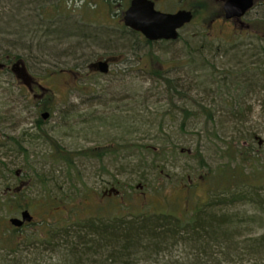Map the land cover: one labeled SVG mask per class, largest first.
I'll return each instance as SVG.
<instances>
[{
	"label": "rangeland",
	"instance_id": "374dc122",
	"mask_svg": "<svg viewBox=\"0 0 264 264\" xmlns=\"http://www.w3.org/2000/svg\"><path fill=\"white\" fill-rule=\"evenodd\" d=\"M130 1L0 0V264H264V0L243 32L221 0H158L197 14L178 40L152 44L124 25ZM64 22L88 36H54ZM16 56L45 88L47 120L11 70ZM112 56L109 73L89 68ZM113 186L121 197L104 199ZM75 203L79 218L106 222L172 215L179 234L121 258L72 255ZM25 209L34 222L14 228ZM200 209L215 239L191 236Z\"/></svg>",
	"mask_w": 264,
	"mask_h": 264
},
{
	"label": "trees",
	"instance_id": "16d2710c",
	"mask_svg": "<svg viewBox=\"0 0 264 264\" xmlns=\"http://www.w3.org/2000/svg\"><path fill=\"white\" fill-rule=\"evenodd\" d=\"M206 4H207L206 1H198L196 7L205 6ZM193 10L194 11L196 10L195 4ZM196 14H197V10L195 11V15ZM215 17H212L211 21ZM17 26L18 28L21 29L24 28V25H20V23H18ZM29 27H31L32 30H29L27 33H31L32 31H35L33 33L35 35L34 38L36 39L38 38L40 40L43 34L41 33L42 29H40L39 24H38L39 27L38 30H35V28L37 27L35 22H30L27 28ZM55 31L57 32V35L54 36L63 39L68 38L72 34H77L78 37H80L81 35L84 36L85 32H87V30L82 28V26L80 27L78 25L68 24L67 22H64L61 25L57 26ZM15 33H17V31H14V34ZM146 42L148 44L153 43L150 41H146ZM40 44L42 45V43ZM16 57L17 60L21 59L20 56H16ZM168 82L171 83L170 81ZM36 105L39 106V108H41L42 110H49V108L46 106L45 101H42V103H37ZM203 112L208 115L210 120L212 119V114L210 112L208 111L206 112L205 110H203ZM190 115L191 113H188L186 111V117H189ZM40 122L41 120H38V123ZM217 194L220 195L219 193ZM229 201L232 202L235 200H229ZM221 202L222 200L218 201L216 199L215 202L211 204L216 205V204H220ZM75 204L76 205L71 208L75 210V213L71 211L70 213L71 216L68 219V221L71 223V226H74L77 229V238L79 239L78 242L71 243L70 247L72 249V255L82 254L83 252L80 251L82 250L80 248L84 246L85 248L83 249H88V251H90L88 252V255H93L94 253L100 255L101 254L100 252L102 251H106V253H110L113 251L116 255H119L121 258L122 256L127 255L131 250H137L139 245L142 244V242H144L145 244L148 241L152 242V240L165 241L166 239L174 238L177 234H179L178 231L179 223L174 220L175 217H173L172 215H159V216L148 215V216L135 218L134 220L127 222H124V220L116 222L110 219V221L106 222L103 221L102 218L98 216L88 217L87 219L79 218V216L76 215V212L79 208L78 206L79 203L78 204L75 203ZM201 210L202 209L196 212V215L193 219V223H195V225L198 226L193 228L195 232H192L191 236H196V238H198V240L196 239V241L199 242H202L204 238L213 237L215 239L216 237H218V233L212 228L213 226L212 218L214 217V214H212L211 216H208L206 214L202 215L204 210L203 211ZM72 216L75 218H73ZM59 229L60 230L64 229L65 232L69 231L68 227L66 226L59 227ZM57 232H58L57 229L55 230V228L52 229L49 228L47 230V236H44L41 242L52 244L53 240L56 238L55 235L59 234ZM65 236H67V234H65ZM81 240H83V242Z\"/></svg>",
	"mask_w": 264,
	"mask_h": 264
},
{
	"label": "water",
	"instance_id": "95a60500",
	"mask_svg": "<svg viewBox=\"0 0 264 264\" xmlns=\"http://www.w3.org/2000/svg\"><path fill=\"white\" fill-rule=\"evenodd\" d=\"M257 0H223V11L227 19L242 18L249 10L253 8ZM194 18V13L191 10L181 9L175 13L163 12L155 7V2L152 0H132L129 8L124 15V23L127 27L141 32L147 39L151 41L159 40H177L179 38L180 29L186 24L191 23ZM116 61L117 58L101 60L91 65V68L108 73L110 70L109 61ZM1 66V65H0ZM16 72L25 78L30 79L25 66L20 67ZM43 118L47 119L50 116L49 112L43 113ZM33 216L28 210L22 212V219L11 218L10 222L19 227L24 222L32 221Z\"/></svg>",
	"mask_w": 264,
	"mask_h": 264
},
{
	"label": "flooded vegetation",
	"instance_id": "af4514ba",
	"mask_svg": "<svg viewBox=\"0 0 264 264\" xmlns=\"http://www.w3.org/2000/svg\"><path fill=\"white\" fill-rule=\"evenodd\" d=\"M153 1H155V3H156V6H157V2H158V0H153ZM260 0H258V2H259ZM258 4V3H257ZM180 9H187V8H185V7H181V8H178V10H180ZM187 10H189V9H187ZM221 18L222 19H224L227 23H230V24H232L233 25V27L234 28H237L238 26H240L241 27V30H242V32H243V30H250L251 29V27H250V25L249 24H247L245 21H243V20H241V19H226L225 17H224V12H223V10H222V13H221ZM219 16V17H220ZM246 27V29H244ZM15 63V62H14ZM14 63L11 65V70L12 69H18V66L16 65V66H14ZM3 68L2 69H4V68H7L8 67V65L7 64H5V63H3V66H2ZM24 80L26 81V83H27V85H26V83H24L28 88H29V92L32 94V97H30L29 98V102H30V104H33V105H35V103L36 102H38V103H42V101H45L46 100V96H44V94H40V92H38V90H37V88H41V84L39 83V81H37V80H35L34 78H33V80H32V82H28V80H27V77L25 76V78H24ZM1 144V143H0ZM17 175H19V171H17ZM26 186V184L24 183V181H22V180H20V182H19V185H17L16 187H14V188H9L8 190H7V192L9 193H11V192H13V193H16V194H18V192L22 189V188H24ZM140 187H141V189L144 187L142 184H140L139 185ZM142 193L144 194V192L142 191ZM102 197L105 199V198H115V197H121V192H120V190L119 189H117L115 186H113L112 188H110V189H105V190H103V193H102ZM34 220H35V217H34V219H33V222H34ZM33 222H31V223H33ZM31 223H27V222H25L24 223V225L21 227V228H23V227H25V226H27V225H29V224H31Z\"/></svg>",
	"mask_w": 264,
	"mask_h": 264
}]
</instances>
